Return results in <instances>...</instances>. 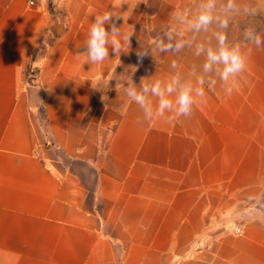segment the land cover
<instances>
[{
  "label": "crops",
  "instance_id": "crops-1",
  "mask_svg": "<svg viewBox=\"0 0 264 264\" xmlns=\"http://www.w3.org/2000/svg\"><path fill=\"white\" fill-rule=\"evenodd\" d=\"M120 3L0 0V264H264V48L242 35L264 36V0H214L199 30L207 0ZM113 6L130 46L89 64L91 22ZM219 32L248 58L227 84L204 69ZM173 80L170 99L192 89L188 116L126 94Z\"/></svg>",
  "mask_w": 264,
  "mask_h": 264
},
{
  "label": "clouds",
  "instance_id": "clouds-1",
  "mask_svg": "<svg viewBox=\"0 0 264 264\" xmlns=\"http://www.w3.org/2000/svg\"><path fill=\"white\" fill-rule=\"evenodd\" d=\"M122 4H125L124 0H121L120 7ZM225 7L234 14H239L240 12L238 0H227ZM214 8V0H207L206 6L203 7L195 17L194 27L197 30L206 28L213 23L215 19L213 15ZM244 14L254 16L256 13L254 10L246 8ZM114 17L122 18L125 21L123 14L119 12V9L115 6H113L112 10L94 16V20L91 22L88 30L87 38L84 41V56L86 57L87 63L102 64L104 61L110 59V48L112 53L117 56L123 51L124 44L130 46V38L134 35L133 26L130 25V32H123L121 31L122 27L118 28L116 23L113 22ZM228 23L229 17L227 16L219 21L221 28H227ZM106 25L108 27H106ZM242 35L246 43L256 48H264V36L261 35V32L257 30L256 27H245ZM216 40L217 47H209L206 50L204 69L206 72H210L213 70V66H222V68H217L216 70L220 79L227 84L230 80H233V78L239 76L246 70L248 58L239 45L230 44L228 42L225 32L217 33ZM175 47L179 48L182 47V45L177 44ZM172 48V44H167L165 46L163 41H161V50H170ZM204 51L205 49L203 46H200L198 53ZM145 55H147L146 52H137L138 60H142ZM176 83L177 81L173 80L166 86L165 90L161 89L159 81L155 82L151 88L145 85L143 90L139 92L135 87H129L126 89V94L131 97L135 103L144 107L146 113L149 115L151 114V105L147 102L145 93L151 92L152 95L159 97V104L156 109L159 115H163L165 110H172L175 106L177 115L188 116L192 113L193 104L195 103L192 89L189 86L182 87L175 99H170L169 97L175 90L174 85ZM199 83L202 85L203 80L199 81ZM228 92L231 94L232 89L229 88ZM196 94L203 97V88H199Z\"/></svg>",
  "mask_w": 264,
  "mask_h": 264
},
{
  "label": "trees",
  "instance_id": "trees-1",
  "mask_svg": "<svg viewBox=\"0 0 264 264\" xmlns=\"http://www.w3.org/2000/svg\"><path fill=\"white\" fill-rule=\"evenodd\" d=\"M30 70H29V74H28V76H30V77H33V82H32V80H31V82L32 83H35L34 85H37V78H36V75H37V69H35V68H33V67H30L29 68ZM30 77H28V78H30ZM28 83H29V80L27 81Z\"/></svg>",
  "mask_w": 264,
  "mask_h": 264
},
{
  "label": "rangeland",
  "instance_id": "rangeland-1",
  "mask_svg": "<svg viewBox=\"0 0 264 264\" xmlns=\"http://www.w3.org/2000/svg\"><path fill=\"white\" fill-rule=\"evenodd\" d=\"M29 68H30V67H29ZM29 68H28V70H27V74H26V84H27V85H33V86H34L35 83H32V82H33V77L28 76V74H29V70H30ZM28 77H30V78H28ZM28 80H29V83L27 82ZM31 80H32V82H31Z\"/></svg>",
  "mask_w": 264,
  "mask_h": 264
},
{
  "label": "built area",
  "instance_id": "built-area-1",
  "mask_svg": "<svg viewBox=\"0 0 264 264\" xmlns=\"http://www.w3.org/2000/svg\"><path fill=\"white\" fill-rule=\"evenodd\" d=\"M30 4H32V2H30ZM233 232H234V234H236V235L241 234V230H240L239 228H236Z\"/></svg>",
  "mask_w": 264,
  "mask_h": 264
}]
</instances>
